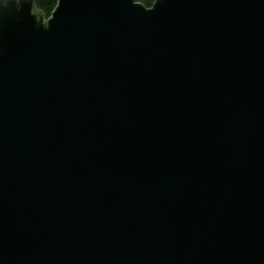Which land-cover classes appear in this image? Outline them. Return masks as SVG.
<instances>
[{"label": "water", "instance_id": "95a60500", "mask_svg": "<svg viewBox=\"0 0 264 264\" xmlns=\"http://www.w3.org/2000/svg\"><path fill=\"white\" fill-rule=\"evenodd\" d=\"M0 0V264H264V0Z\"/></svg>", "mask_w": 264, "mask_h": 264}, {"label": "trees", "instance_id": "16d2710c", "mask_svg": "<svg viewBox=\"0 0 264 264\" xmlns=\"http://www.w3.org/2000/svg\"><path fill=\"white\" fill-rule=\"evenodd\" d=\"M147 7H151L154 0H137ZM37 7L41 9L48 17L54 11L57 1L56 0H36Z\"/></svg>", "mask_w": 264, "mask_h": 264}]
</instances>
